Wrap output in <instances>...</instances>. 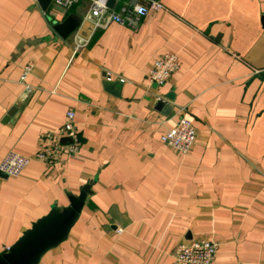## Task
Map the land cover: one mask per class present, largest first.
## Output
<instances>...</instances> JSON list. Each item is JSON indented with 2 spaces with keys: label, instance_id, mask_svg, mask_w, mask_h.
Instances as JSON below:
<instances>
[{
  "label": "crops",
  "instance_id": "obj_1",
  "mask_svg": "<svg viewBox=\"0 0 264 264\" xmlns=\"http://www.w3.org/2000/svg\"><path fill=\"white\" fill-rule=\"evenodd\" d=\"M157 1L164 10L133 30L95 28L92 0L68 12L0 0V163L34 157L70 110L81 144L51 168L0 174V253L89 187L38 264H176L175 248L198 239L218 243L215 264H264V0ZM71 15L64 38L55 27ZM166 53L180 68L157 87L148 73ZM178 115L197 132L186 155L161 141Z\"/></svg>",
  "mask_w": 264,
  "mask_h": 264
},
{
  "label": "built area",
  "instance_id": "obj_2",
  "mask_svg": "<svg viewBox=\"0 0 264 264\" xmlns=\"http://www.w3.org/2000/svg\"><path fill=\"white\" fill-rule=\"evenodd\" d=\"M113 0H92V6L87 18L93 21L95 28H102L107 24L116 23L138 30L144 17L151 12H161L164 6L157 0H122L116 10H111L109 3ZM80 0H54V5L65 11H70ZM85 43L75 41V51H78ZM180 68V60L177 54L166 53L158 58L151 66L148 73V81L157 87L168 83L171 76ZM33 65L24 67L21 82L25 83L32 72ZM107 81H112L109 75ZM122 81V80H121ZM75 113L68 111L63 126L54 132L42 135L44 141L40 150L29 157L16 151H10L0 163V173L9 178L21 177L33 159H36L49 168L55 166L61 157L75 156L80 149L79 135L74 126ZM63 139L70 142L63 144ZM197 140V132L192 122L184 116H179L161 141L166 146L181 154H188ZM219 245L210 239H198L188 243H180L174 250L172 257L176 264H215Z\"/></svg>",
  "mask_w": 264,
  "mask_h": 264
},
{
  "label": "water",
  "instance_id": "obj_3",
  "mask_svg": "<svg viewBox=\"0 0 264 264\" xmlns=\"http://www.w3.org/2000/svg\"><path fill=\"white\" fill-rule=\"evenodd\" d=\"M38 2L43 11L48 12L53 0ZM79 22L77 17L71 15L63 23L57 24L55 30L66 38L75 31ZM109 88L113 89L112 86ZM69 142V139L62 140V143ZM88 193L89 187H85L78 197H69V206H55L46 216L33 223L12 247L0 253V264H38L45 253L67 240L79 219Z\"/></svg>",
  "mask_w": 264,
  "mask_h": 264
}]
</instances>
